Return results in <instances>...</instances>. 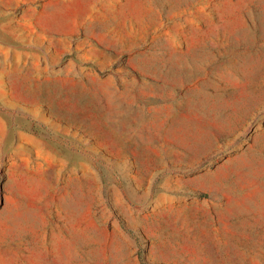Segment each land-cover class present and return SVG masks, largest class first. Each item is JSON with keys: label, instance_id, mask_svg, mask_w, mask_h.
<instances>
[{"label": "rangeland", "instance_id": "1", "mask_svg": "<svg viewBox=\"0 0 264 264\" xmlns=\"http://www.w3.org/2000/svg\"><path fill=\"white\" fill-rule=\"evenodd\" d=\"M0 264H264V0H0Z\"/></svg>", "mask_w": 264, "mask_h": 264}]
</instances>
